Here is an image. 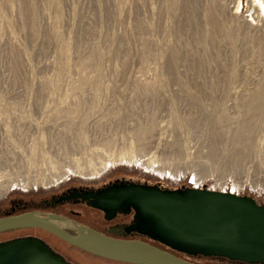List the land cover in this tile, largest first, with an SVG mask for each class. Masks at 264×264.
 Listing matches in <instances>:
<instances>
[{
  "label": "rangeland",
  "instance_id": "rangeland-1",
  "mask_svg": "<svg viewBox=\"0 0 264 264\" xmlns=\"http://www.w3.org/2000/svg\"><path fill=\"white\" fill-rule=\"evenodd\" d=\"M120 175L264 205V0H0V201Z\"/></svg>",
  "mask_w": 264,
  "mask_h": 264
},
{
  "label": "water",
  "instance_id": "water-1",
  "mask_svg": "<svg viewBox=\"0 0 264 264\" xmlns=\"http://www.w3.org/2000/svg\"><path fill=\"white\" fill-rule=\"evenodd\" d=\"M89 205L110 216L134 211L127 230L189 255L222 257L245 264H264V205L253 197L208 188H162L119 182L93 195ZM32 213L0 218V231L37 227L95 256L129 264H199L141 239L107 235L84 225L69 234ZM0 251H8L2 247ZM0 264H27L4 255ZM67 264V263H66Z\"/></svg>",
  "mask_w": 264,
  "mask_h": 264
},
{
  "label": "flooded vegetation",
  "instance_id": "flooded-vegetation-1",
  "mask_svg": "<svg viewBox=\"0 0 264 264\" xmlns=\"http://www.w3.org/2000/svg\"><path fill=\"white\" fill-rule=\"evenodd\" d=\"M119 182H134L137 184L157 185L162 188H170L149 181L134 180L125 175L107 176L96 182H76L68 180L57 188L49 190H35L33 192H11L0 201V218L32 213L40 217H51V222L57 224L69 234L76 233V226L84 225L96 231L113 237L126 239H141L174 253L184 259L199 264L197 259H219L234 264L242 262L223 259L222 257H208L202 255H189L172 250L147 235L138 231L127 230L126 227L132 222L134 211L116 212L106 215L102 210L88 204L94 200L93 195L110 184ZM183 188V187H175ZM7 247L8 251H0V257L15 255L21 257L27 264H74L68 260V249H76L79 252L90 254L84 250L65 242L60 237L37 227L10 228L0 231V249ZM101 258V257H98ZM108 260V259H106ZM113 261V260H112ZM117 262V261H115ZM123 263V262H120ZM129 264V263H125Z\"/></svg>",
  "mask_w": 264,
  "mask_h": 264
},
{
  "label": "trees",
  "instance_id": "trees-1",
  "mask_svg": "<svg viewBox=\"0 0 264 264\" xmlns=\"http://www.w3.org/2000/svg\"><path fill=\"white\" fill-rule=\"evenodd\" d=\"M102 259H104V258H102ZM214 259H216V258H214ZM112 261V260H111Z\"/></svg>",
  "mask_w": 264,
  "mask_h": 264
}]
</instances>
